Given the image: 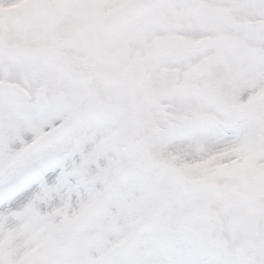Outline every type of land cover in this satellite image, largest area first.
<instances>
[{
    "label": "snow or ice",
    "instance_id": "snow-or-ice-1",
    "mask_svg": "<svg viewBox=\"0 0 264 264\" xmlns=\"http://www.w3.org/2000/svg\"><path fill=\"white\" fill-rule=\"evenodd\" d=\"M0 264H264V0H0Z\"/></svg>",
    "mask_w": 264,
    "mask_h": 264
}]
</instances>
